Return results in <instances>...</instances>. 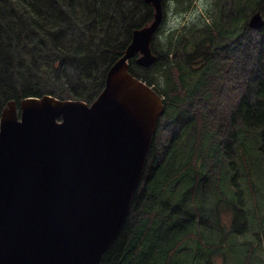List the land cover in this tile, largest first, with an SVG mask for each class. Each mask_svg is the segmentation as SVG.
Listing matches in <instances>:
<instances>
[{"label": "trees", "instance_id": "trees-1", "mask_svg": "<svg viewBox=\"0 0 264 264\" xmlns=\"http://www.w3.org/2000/svg\"><path fill=\"white\" fill-rule=\"evenodd\" d=\"M218 2L215 20L185 22L165 52L154 48L160 25L152 66L130 60L149 85L152 73L163 77L165 96L153 88L165 110L103 264H149L154 248L164 264H220L230 255L264 264V26L248 25L253 12L264 15V0ZM153 17L144 0H0V114L27 96L92 103L134 28Z\"/></svg>", "mask_w": 264, "mask_h": 264}, {"label": "water", "instance_id": "water-1", "mask_svg": "<svg viewBox=\"0 0 264 264\" xmlns=\"http://www.w3.org/2000/svg\"><path fill=\"white\" fill-rule=\"evenodd\" d=\"M144 1L153 20L134 28L92 103L45 94L4 106L0 264H102L126 224L165 110L163 96L129 70L131 59L157 60L151 46L164 6ZM248 25L262 28L263 13Z\"/></svg>", "mask_w": 264, "mask_h": 264}, {"label": "rangeland", "instance_id": "rangeland-1", "mask_svg": "<svg viewBox=\"0 0 264 264\" xmlns=\"http://www.w3.org/2000/svg\"><path fill=\"white\" fill-rule=\"evenodd\" d=\"M223 1L224 0H219L218 6H220ZM216 2L217 0H180V2L177 3L176 0H164V19L159 28V32L157 35L158 41L156 40V45L154 41V48L158 52L159 50H161L162 52L167 51V42L170 36L172 34L176 35L178 29L187 21L193 23L202 17H206V20L208 22H212L213 20H215L217 16V10L215 8ZM255 9H257V7H255ZM252 10L253 9L249 8L247 9L246 13H248L249 15ZM164 59L167 60L166 57H164ZM150 79L152 80V85L163 94L161 90V88L165 85H162L163 77H158L156 74L152 73V75H150ZM163 96H165V94H163ZM19 112L20 111H18V113ZM168 130V123L163 120V125L161 128H159L157 133L159 146H161L166 140ZM227 214H229V211L225 210L223 212V215L226 216ZM242 238L243 237L239 238V240ZM231 249L232 247H230L228 251H230ZM144 252L147 251L145 250ZM105 254L106 252L103 255L102 264ZM159 258L160 254H157V250L156 248H154L150 256L149 264H164ZM220 264H238V261L233 255H230L228 259H225L223 262L220 261Z\"/></svg>", "mask_w": 264, "mask_h": 264}, {"label": "bare ground", "instance_id": "bare-ground-1", "mask_svg": "<svg viewBox=\"0 0 264 264\" xmlns=\"http://www.w3.org/2000/svg\"><path fill=\"white\" fill-rule=\"evenodd\" d=\"M45 259H46V258H45ZM51 260H52V259H51ZM43 261H44V260H43ZM49 261H50V260H49ZM56 261H57V260H56ZM56 261H55V262H56ZM47 263H49V262H47ZM51 263H52V262H51ZM53 263H54V262H53Z\"/></svg>", "mask_w": 264, "mask_h": 264}]
</instances>
